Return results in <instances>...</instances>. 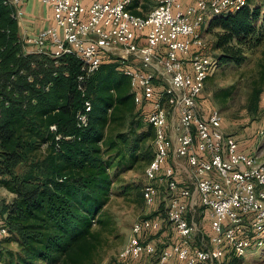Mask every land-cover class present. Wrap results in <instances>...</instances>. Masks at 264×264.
<instances>
[{"label": "built area", "instance_id": "built-area-1", "mask_svg": "<svg viewBox=\"0 0 264 264\" xmlns=\"http://www.w3.org/2000/svg\"><path fill=\"white\" fill-rule=\"evenodd\" d=\"M30 1L3 0L17 23ZM37 1L49 6L51 21L35 33L20 36L21 44L25 53L78 60L75 82L81 107L75 115L76 126L87 124L91 103L85 84L106 57L132 58L142 67L121 69L128 76L134 104L147 106L146 120L154 130V155L144 168L142 200L152 206L157 196L154 183L165 185L172 193L165 217L179 239L157 254L156 264L171 260L220 264L226 254L241 258L263 247L264 160L241 150L222 130L220 112L203 107L200 100L206 80L218 68L217 59L207 54L202 25L207 17L238 9L248 0H195L186 7L180 0H157L143 16L131 13L133 0ZM155 76L165 81L161 92L156 90ZM49 130L54 132L55 125ZM169 158L185 160L194 179L192 192L177 186L174 168L167 165ZM194 193L209 218L204 247L188 244L196 232L186 217L194 205ZM159 229L156 218L134 221L120 256L138 261L155 255L153 242L145 236ZM7 236L0 215V239Z\"/></svg>", "mask_w": 264, "mask_h": 264}, {"label": "trees", "instance_id": "trees-1", "mask_svg": "<svg viewBox=\"0 0 264 264\" xmlns=\"http://www.w3.org/2000/svg\"><path fill=\"white\" fill-rule=\"evenodd\" d=\"M251 1L205 19L201 32L213 37L218 64H245L264 43V3ZM11 13L0 0V186L12 194L0 208L8 231L1 244L10 237L16 243L14 264H90L99 238L92 226L101 223L113 160H134L140 144L153 140L154 130L144 113L145 122L131 117L126 133L106 136L108 125H125L134 106L129 79L107 59L85 84L88 121L76 126L78 60L25 53ZM256 73L255 100L264 87V49ZM42 145V159L31 162ZM25 163L34 171L19 175L17 168Z\"/></svg>", "mask_w": 264, "mask_h": 264}, {"label": "rangeland", "instance_id": "rangeland-1", "mask_svg": "<svg viewBox=\"0 0 264 264\" xmlns=\"http://www.w3.org/2000/svg\"><path fill=\"white\" fill-rule=\"evenodd\" d=\"M252 1L254 2L255 0ZM259 1L264 3V0ZM155 3L156 0H137L133 6H138L142 10L138 12L144 15ZM202 35L206 41L207 54L216 57L219 52L213 50V37L208 33ZM263 49L264 43L248 56L249 59L245 64L240 66L218 64L216 71L206 80L200 97L203 107L216 108L220 112L227 133L238 144L240 143L241 147L250 145L251 152L260 160H264V87L261 89L257 100H255L253 98L254 86L252 82L257 79L256 66ZM112 58L106 57L107 60L117 62L119 70H125L122 68L125 66L142 69L140 63L135 59L129 58L121 61ZM124 76L128 78L127 75L124 74ZM154 82L157 86V92H161L165 86V81L155 76ZM146 112L147 106L137 107L134 104L133 112L125 116V125L121 126V128L116 124L108 125L106 136L117 132L126 133L127 121L131 117L145 122L144 113ZM169 129V134L172 135L174 131L171 128ZM152 141L149 139L140 144L134 160L126 159L120 163L118 159L113 160L109 169V174L112 176V184L109 189L108 201L98 215V219L101 220L100 225L95 224L92 226V229L99 231V238L98 241H93L95 246L90 264H156L157 254L162 249L168 248L179 241L165 217L166 208L172 195L171 192L166 190L165 185L154 183L157 188V196L152 206H147L141 198V189L146 183L143 171L148 164L150 155H152ZM249 141L251 144L248 143ZM45 148L46 145H42L31 162L42 159ZM244 149L246 150V148ZM244 152L246 153V151ZM176 161L178 163L180 161L181 166H178ZM167 165H171L174 168L177 186L179 188L185 187L192 192L194 179L185 160L169 158ZM182 165L184 168H182ZM32 171L34 170L29 163L21 164L17 168L19 175H26ZM11 198L12 194L0 186V208L6 202H9ZM193 200H195V195H193ZM186 217L188 221L196 225V232L188 244L190 246L204 247L209 239L207 221L203 222L201 220L202 216H198L192 209L187 211ZM142 218H156L160 223L159 231L153 234L149 233L150 235L145 238L153 242L156 255L143 256L135 263L134 261L123 259L120 254L130 236L132 223ZM2 241L3 238L0 239V264H14L13 254L17 250L16 243L11 237L4 245L1 244ZM35 264L47 263L39 261ZM169 264H175V260H171ZM220 264H264V246L259 249H251L241 258L226 254L220 260Z\"/></svg>", "mask_w": 264, "mask_h": 264}, {"label": "crops", "instance_id": "crops-1", "mask_svg": "<svg viewBox=\"0 0 264 264\" xmlns=\"http://www.w3.org/2000/svg\"><path fill=\"white\" fill-rule=\"evenodd\" d=\"M180 1L182 3L183 7L191 5V4H193L195 2V0H180ZM136 2H137V0H133L131 6H133L134 3H136ZM156 2H157V0H156ZM132 10L137 11V12L138 11H142L138 6L130 8V11H132ZM24 12H25L24 13V17L18 23L20 36H23V35L28 34V33H35L39 29H41V28L45 27L46 25H48L50 23V21H51V9L49 8V6L43 5L37 0H32V1L28 2V3H26L25 6H24ZM139 16H143V15L140 14ZM221 128H222V130L225 133H227V131H226L224 125H223V121H221ZM227 134H229V133H227ZM248 143H250V141ZM239 148L243 149L248 154L254 155L251 152V150H250V145H246L244 147L243 146L241 147L240 143H239ZM244 148H246V150ZM176 164L178 166H181L180 161H179V163L176 161ZM182 168H184L183 165H182ZM193 188H194V186H193ZM194 195H195V193H194ZM193 204L194 205L190 206L189 210L192 209V211L196 212L198 214V216H202L201 220L203 222L207 221V224H208V227H209V218H208V215H207V211H204L199 206L198 199H197L196 195H195V200H194ZM193 225L196 226L195 224H193Z\"/></svg>", "mask_w": 264, "mask_h": 264}]
</instances>
